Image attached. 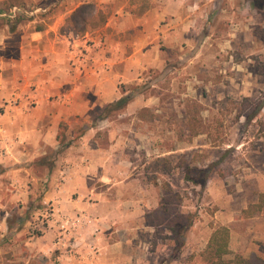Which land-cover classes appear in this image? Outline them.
I'll list each match as a JSON object with an SVG mask.
<instances>
[{
  "label": "rangeland",
  "instance_id": "374dc122",
  "mask_svg": "<svg viewBox=\"0 0 264 264\" xmlns=\"http://www.w3.org/2000/svg\"><path fill=\"white\" fill-rule=\"evenodd\" d=\"M164 1L177 2L132 0L141 13ZM125 2L0 0V199H9L0 207V264L99 261L104 243L97 238L93 193L72 192L70 214L47 198L53 183L64 180L60 173L54 182L58 165L75 163L77 157L61 159L67 151L71 158L90 154L100 170L110 163L107 170L118 176L126 172L142 187L151 185V195L161 198L165 183L180 194L172 216H190L192 225L181 238L157 226L147 251L157 256L148 264H211L205 249L228 219L234 236L225 259L264 258V208L243 215L264 194V0H187L194 26L184 28L180 42L145 48V55L130 45L128 31L104 29L111 21L130 24L126 15H113ZM105 73L102 87L129 103L88 109L84 104L95 102ZM6 104H21L27 121L40 119V131L57 121L53 150L42 142L35 156L25 122L17 133L5 126ZM7 160L22 175L5 178ZM108 196L117 200L115 190ZM80 219L76 228L61 226Z\"/></svg>",
  "mask_w": 264,
  "mask_h": 264
},
{
  "label": "crops",
  "instance_id": "0c3cea01",
  "mask_svg": "<svg viewBox=\"0 0 264 264\" xmlns=\"http://www.w3.org/2000/svg\"><path fill=\"white\" fill-rule=\"evenodd\" d=\"M114 1V0H111ZM187 0H177V2H172L169 6H165V1L159 5H152L149 9L144 10V12H138L137 6L132 0H126L125 4L121 6L118 13L113 15H126V20L130 22L127 27L125 25H116V23L107 22L104 29L113 28L116 33H121L128 31L130 33V40L128 42L134 47V50L139 52L146 48V51L151 52L154 49L160 48L164 45L171 44L170 42H180L182 40V32L184 28L194 26L192 25L193 14V4L185 3ZM126 7L129 9L126 10ZM53 29V28H52ZM5 41V40H4ZM163 50V49H162ZM162 52V51H160ZM150 57V56H148ZM130 60H134V57H130ZM2 63L11 64V61L1 59ZM151 61V58L148 60ZM153 62L163 63V59H158V57H152ZM15 68H22V62L15 64ZM15 73V72H14ZM18 73V72H16ZM108 75L110 72H107ZM100 84L99 89L94 91V96L96 97L95 102L90 98L84 106L88 109H93V107L102 108L103 105L113 103L121 99L117 91L109 93L103 87L107 83V77ZM104 84V85H103ZM103 85V87H102ZM17 90V89H16ZM22 92H16V95ZM45 108L46 114L49 115V104ZM52 108V107H51ZM76 109V108H75ZM54 110L52 108L51 113ZM68 112H59L58 118L63 120L64 115ZM2 118L4 119L5 126L15 129L17 131H23L24 122L25 130L30 129L29 136L26 135V141L32 144L34 150V155L38 156L39 146L42 142L49 147L54 148L55 134L57 133V128L59 123L55 120L48 127V131H40L39 122L40 119H31L27 121L24 119V115L21 110V104L12 106L9 104L5 105V111ZM13 116V121L8 122V117ZM55 117V113H54ZM30 122V124H27ZM33 122V123H31ZM51 147V148H52ZM52 148V150H53ZM78 152V151H77ZM78 155H73L71 158V152H66L61 158L63 161L65 159L72 160L75 157V163L73 165H58V168L54 174V182L57 181L58 176L61 173L63 176L62 183H53L52 188L48 192L47 198L54 200V204L57 209H61L64 214H70L71 211H75L76 204L73 200H70L72 192L80 193H93V198H95L96 206L93 212L96 213L95 216L96 225L98 226V232H96L97 238L104 243L101 247L99 261L94 262V264H148L151 262L157 253L150 250L151 242L156 238L157 226H151L146 219V215L157 209L160 205V195L155 196L149 194L152 187L149 185L148 188L141 186L137 179H132L128 177L126 172H119V174H125L122 177L118 176L115 170H107V165L110 163H105L104 167L106 169L100 170V168L95 169L94 158L87 153L81 152ZM41 153V151H40ZM44 153V152H43ZM34 158V156H33ZM22 159V158H21ZM87 165H85V161ZM32 162V157L27 156L25 162ZM13 163L5 164L6 174L5 178L13 177L16 178L18 175H22L21 169L19 167H12ZM103 163H98V165L103 166ZM95 167V168H94ZM9 168V169H7ZM130 173V171L128 170ZM101 182V190L99 189V183ZM115 190L117 192L116 199L109 198L108 194ZM140 192V193H139ZM127 193V194H126ZM129 193V195H128ZM132 193V194H131ZM128 195V196H127ZM130 197V198H129ZM130 200H129V199ZM5 199H0V207L6 205ZM9 200V199H7ZM10 202V201H9ZM80 224L81 219L79 220ZM228 219L224 222H230ZM62 227L65 221H62ZM104 227V228H103ZM171 234V233H170ZM234 233H231V242ZM48 235H52L49 231ZM230 242V249L232 250V243ZM146 250V251H144ZM141 253L145 258L140 257ZM146 255V256H145Z\"/></svg>",
  "mask_w": 264,
  "mask_h": 264
},
{
  "label": "trees",
  "instance_id": "16d2710c",
  "mask_svg": "<svg viewBox=\"0 0 264 264\" xmlns=\"http://www.w3.org/2000/svg\"><path fill=\"white\" fill-rule=\"evenodd\" d=\"M81 7L74 11V15L80 10ZM106 22V21H105ZM104 22V23H105ZM129 97H123L118 101H115L109 104L106 107V110H115L120 109L129 103ZM187 180H191L190 176L186 177ZM162 197L160 201V205L157 209L146 215V219L151 226H162L165 227L172 236L181 238L183 237L190 229L192 225V220L190 216L180 215V219L178 220L172 216L173 211L176 210L175 206L172 204L173 202L180 201V194L175 192L169 183H165L162 188ZM261 201L259 203H252L243 211V215L246 217H253L257 212L262 211L264 208V194H261ZM180 203V202H179ZM171 206V207H169ZM155 219H168V220H158ZM182 219H189L183 221ZM231 242V229L227 225H221L214 228L207 247L205 249V254L207 256L208 261L211 264H264V258L257 255L252 254L249 258L243 257L242 255L236 254L235 259L226 260L225 257L232 253L230 249Z\"/></svg>",
  "mask_w": 264,
  "mask_h": 264
},
{
  "label": "built area",
  "instance_id": "2783aa9c",
  "mask_svg": "<svg viewBox=\"0 0 264 264\" xmlns=\"http://www.w3.org/2000/svg\"><path fill=\"white\" fill-rule=\"evenodd\" d=\"M80 224L79 220H66L63 224V227L66 228L67 226H72L74 228L78 227Z\"/></svg>",
  "mask_w": 264,
  "mask_h": 264
}]
</instances>
